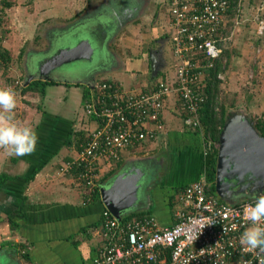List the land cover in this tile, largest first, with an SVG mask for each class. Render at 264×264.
I'll return each mask as SVG.
<instances>
[{
  "label": "crops",
  "instance_id": "crops-1",
  "mask_svg": "<svg viewBox=\"0 0 264 264\" xmlns=\"http://www.w3.org/2000/svg\"><path fill=\"white\" fill-rule=\"evenodd\" d=\"M263 2L241 0L235 14L224 22L225 31L232 30L233 36L224 48L229 68L222 81L229 78L231 88L240 82L242 107L256 125L264 120L253 110L264 109ZM163 6L166 0H7L0 21L5 52L0 88L16 91L15 118L32 127L39 142L36 152L24 157L0 149V175L8 178L0 186V264L93 262L102 244L103 212L108 210L100 190L88 191L73 171L63 169L77 153V146L67 141L71 130L93 129L91 120L83 116L82 101L96 83L113 81L126 90L146 91L172 73L170 21ZM69 35L76 41L90 37L95 50L87 75L91 84L33 80L50 84L43 96L23 94L22 89L33 82L28 78L65 47ZM52 96L58 104L72 101L73 107L67 103L70 114L46 110L45 102ZM184 115L172 93L156 137L124 150L117 163L101 165V178L114 172L100 181L104 187L123 169L141 173L133 206L117 220L150 216L161 227L171 226L181 206V190L199 180L210 186L209 170L216 163L213 151L218 148H207L202 128L185 126Z\"/></svg>",
  "mask_w": 264,
  "mask_h": 264
},
{
  "label": "built area",
  "instance_id": "built-area-1",
  "mask_svg": "<svg viewBox=\"0 0 264 264\" xmlns=\"http://www.w3.org/2000/svg\"><path fill=\"white\" fill-rule=\"evenodd\" d=\"M229 1L166 0L172 73L146 91L126 90L113 81L95 84L91 91L97 95L86 111L100 122L86 145L63 165L66 171L80 172L78 179L88 191L103 187L99 182L102 164L117 163L124 150L156 137L172 93L185 113L184 125L201 129L199 111L205 95L199 88L198 56H204L211 66L231 42L233 31H225L224 23ZM6 3L0 0V21ZM218 78L222 80L221 74ZM211 147L217 145L207 142V148ZM208 187L200 180L185 186L178 196L181 206L175 222L168 227H161L150 216L120 221L104 211L99 233L102 244L91 264H261L264 253L246 252L240 244L241 234L251 226L245 208L254 205L256 198L229 204Z\"/></svg>",
  "mask_w": 264,
  "mask_h": 264
},
{
  "label": "water",
  "instance_id": "water-1",
  "mask_svg": "<svg viewBox=\"0 0 264 264\" xmlns=\"http://www.w3.org/2000/svg\"><path fill=\"white\" fill-rule=\"evenodd\" d=\"M67 37L65 47L41 63L28 82L91 84L87 75L95 50L90 37L83 36L79 41L73 35ZM255 125L244 111L225 118L218 139L214 188L216 195L226 203H238L243 195L252 200L264 194V136ZM139 176L138 170L123 169L100 189L101 200L114 217L120 219L122 211L133 206Z\"/></svg>",
  "mask_w": 264,
  "mask_h": 264
},
{
  "label": "trees",
  "instance_id": "trees-1",
  "mask_svg": "<svg viewBox=\"0 0 264 264\" xmlns=\"http://www.w3.org/2000/svg\"><path fill=\"white\" fill-rule=\"evenodd\" d=\"M239 0H230L229 1V7L227 11V16H233L235 14L236 10L238 9L239 6ZM0 66L1 63L3 62V58H5V52L2 48L0 51ZM228 53L227 50H223V53L221 57L212 62L211 66H207V60L204 58V56L199 55L198 56V64L199 68L202 70V77L201 81L199 83L201 90L203 94L205 95V103L201 107L199 111V119L201 122V128L202 132L204 134V138L207 139V141L212 142L214 144H218V139L220 132L224 126L225 123V118L227 115V107L224 105L222 101H219V87L221 85V80L218 78L219 74H223L225 72V69L228 64ZM101 82H110L103 80ZM47 84L46 82H41V81H33L29 85H27L24 89H22V93L26 94L28 92L31 93H38L39 95L43 96L44 94V88ZM54 84V83H52ZM97 95V92L94 93V91H86L83 94V101H82V110H83V116L86 117L87 119L91 120L92 124H94V127L90 131H85L84 129L78 128L77 130H71L70 131V137L67 141V143H74L75 146H77V153L82 149V146H85L89 136L91 135V132L95 129L96 124H99V120H96V118L87 113L86 108L87 106L92 103V100L95 98ZM256 128L261 132V134L264 136V122L263 121H258V124L256 125ZM218 151L214 150L213 155L216 157ZM102 168V167H100ZM101 170V169H99ZM76 176L80 173L78 170L73 171ZM101 173V172H100ZM114 172L110 170V172L106 175V177L99 179L100 181H104L108 175H112ZM209 181H210V186L208 187L209 191L211 194L216 196L215 194V188H214V181L216 177V163L215 161L211 164L210 170H209ZM7 177L4 175H0V186L7 181ZM82 184L83 181L79 180ZM99 188H95V191H98ZM247 200V199H246ZM133 217H141L139 215H134ZM22 256H26L25 253L21 252Z\"/></svg>",
  "mask_w": 264,
  "mask_h": 264
},
{
  "label": "clouds",
  "instance_id": "clouds-1",
  "mask_svg": "<svg viewBox=\"0 0 264 264\" xmlns=\"http://www.w3.org/2000/svg\"><path fill=\"white\" fill-rule=\"evenodd\" d=\"M16 108V91L11 87L0 88V149L9 156L24 157L36 152L39 137L32 127L16 120ZM244 215L251 226L240 236L243 250L264 253V194L256 197L254 205L245 208Z\"/></svg>",
  "mask_w": 264,
  "mask_h": 264
},
{
  "label": "rangeland",
  "instance_id": "rangeland-1",
  "mask_svg": "<svg viewBox=\"0 0 264 264\" xmlns=\"http://www.w3.org/2000/svg\"><path fill=\"white\" fill-rule=\"evenodd\" d=\"M163 12L167 14V16L169 18V21H170V14L168 12L167 6L166 7L163 6ZM228 65H229V62L227 64V67H226L225 71L229 68ZM225 73L226 72H224L223 74L225 75ZM223 74H221V75H223ZM230 82L231 81H229V78H227V79L225 78L223 81L221 80V85L219 87V101H222L224 103V105L227 107V115H226V117H229L232 113L236 112L237 110L239 112L245 111L243 109V107H242V106H244V101H241V85H240V82L236 83L234 85V87H232V88L227 85ZM72 88H74V86H72ZM229 88H230V90H229ZM77 92H79V90H77ZM53 97L54 96L50 97V99L45 102V109L46 110H54V112L57 111L58 113L61 110H63V111H67V114H70V109L69 108L73 107L72 101L70 102V104L67 101L66 102L64 101L63 103H59L58 104L56 102H53V100L55 99V97H54V99H53ZM43 99H42V101H43ZM248 99L249 98L247 97V100ZM69 100H70V97H69L68 101ZM263 102H264V99H263ZM67 103L69 104V108H68V104ZM253 110H256L255 111V115L256 116H258L259 118H263L264 119V109H262V108L260 109L259 107H257V109L254 108ZM252 114H253V112H252ZM247 115H249V114H247ZM255 115L253 114V116H255ZM80 116L81 115H78V114L75 116V122L77 124H79V121H76V118L80 117ZM250 119H251L252 122H254V120H255L252 116L250 117ZM263 122H264V120H263ZM216 145H217V148H218V144H216ZM111 164H113V163H111ZM186 168H189V166L186 167ZM174 171H175V169H174ZM169 181L170 180H167V182H169ZM247 198L248 197L246 195H243V197L239 198L237 201H242V200L244 201Z\"/></svg>",
  "mask_w": 264,
  "mask_h": 264
},
{
  "label": "flooded vegetation",
  "instance_id": "flooded-vegetation-1",
  "mask_svg": "<svg viewBox=\"0 0 264 264\" xmlns=\"http://www.w3.org/2000/svg\"><path fill=\"white\" fill-rule=\"evenodd\" d=\"M237 112H234V113H232L230 116H232L233 114H236ZM262 194V193H261Z\"/></svg>",
  "mask_w": 264,
  "mask_h": 264
}]
</instances>
